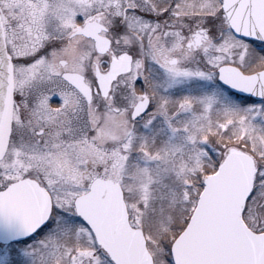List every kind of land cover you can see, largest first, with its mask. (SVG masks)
Listing matches in <instances>:
<instances>
[{
  "label": "snow or ice",
  "instance_id": "6c2138e0",
  "mask_svg": "<svg viewBox=\"0 0 264 264\" xmlns=\"http://www.w3.org/2000/svg\"><path fill=\"white\" fill-rule=\"evenodd\" d=\"M0 264H264V0H0Z\"/></svg>",
  "mask_w": 264,
  "mask_h": 264
}]
</instances>
